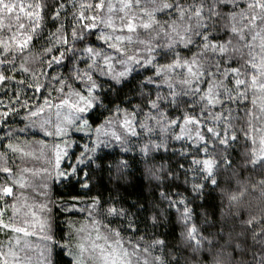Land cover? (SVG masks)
I'll list each match as a JSON object with an SVG mask.
<instances>
[{
	"label": "snow or ice",
	"instance_id": "obj_1",
	"mask_svg": "<svg viewBox=\"0 0 264 264\" xmlns=\"http://www.w3.org/2000/svg\"><path fill=\"white\" fill-rule=\"evenodd\" d=\"M0 131V264H264V0H0ZM133 152L147 206L119 195ZM73 180L87 201L53 198Z\"/></svg>",
	"mask_w": 264,
	"mask_h": 264
},
{
	"label": "trees",
	"instance_id": "obj_2",
	"mask_svg": "<svg viewBox=\"0 0 264 264\" xmlns=\"http://www.w3.org/2000/svg\"><path fill=\"white\" fill-rule=\"evenodd\" d=\"M62 71V69H61ZM43 95H47V92L44 91L43 89L41 90ZM11 94V93H10ZM33 95L32 90H28V96L31 97ZM55 95V93H53ZM36 96L38 99L31 100L30 103H42L43 102V96L41 93H36ZM5 102H7L5 98ZM247 103V106L251 108V102L250 100ZM233 108L236 107V105H232ZM26 110H21V113L19 116L13 117L14 123L13 127L16 129L23 128L24 124L26 121L22 119L23 115L25 114ZM241 115H243V106H241ZM91 118L93 120H96L99 122L102 119V116L98 112H93L91 113ZM0 134H2V131H0ZM17 135L20 136L21 139H28V140H39V139H48V137H44L41 133L28 129L24 133H19L17 132ZM71 139L75 141V143L72 145L70 152L74 155H78L80 151L83 150V145L90 143L89 138L84 134L80 132H71ZM179 144H176V147L179 148ZM239 150V149H238ZM113 152L112 149H105L104 153H111ZM104 153H100L103 155ZM163 156L164 159L161 160L160 157ZM123 158L129 159L130 161V168L128 169V176L126 181H121V188H120V193L119 195L124 198L126 201L124 206L129 207L132 203L139 201L141 204L147 206L149 201L153 198V188L152 186L155 184V181H150L147 175L145 174L144 170V164L140 160L139 156L133 152V153H128L125 154ZM169 158V153H159L157 154V160L156 163H167ZM175 158H173L174 160ZM74 162V160H73ZM68 161H65L64 167H67ZM83 167V166H81ZM93 168H95V165H92ZM87 170V169H85ZM92 184L95 185L93 188L92 194H95L97 190L103 191L105 196L109 194V191L112 189L114 182H110L109 178V173L107 169L103 171H96L93 174L92 177ZM76 193H80L81 196L85 201H87L88 196L85 194V190L81 189L78 184L75 183V180H73L71 183L65 182L63 185L56 183L53 185V198L54 199H69L70 194L75 195ZM200 203V202H198ZM205 207L212 208L215 207L216 209V215L215 218L219 220L220 218V208H219V196H218V191L216 193H209L207 197V201L204 202ZM133 212L136 211L135 208L131 209ZM199 211H202L200 209ZM83 215L79 212H76L75 214L71 215V219L73 220H82ZM141 217L146 215V213H140ZM66 214H58L57 215V220H56V230L58 233H62L64 235H67V223H66ZM116 226V225H114ZM141 231H144V226L143 224L140 225ZM149 231H156L159 233H163L165 231L169 232V239H172V233L170 229L167 228H160L156 230H151ZM125 235H130V233H125ZM4 237L3 235H0V240H3ZM65 260H67V257H64Z\"/></svg>",
	"mask_w": 264,
	"mask_h": 264
},
{
	"label": "rangeland",
	"instance_id": "obj_3",
	"mask_svg": "<svg viewBox=\"0 0 264 264\" xmlns=\"http://www.w3.org/2000/svg\"><path fill=\"white\" fill-rule=\"evenodd\" d=\"M30 129L35 130V131L41 133V132H40L38 129H36V128H30ZM41 134L43 135V133H41ZM43 136H44V135H43ZM48 139H50V140H48V141H49V143H51V142H52V138L48 137ZM33 164H34L36 167H39V166H40V162H30V163H29V166H33ZM31 239H32V241H33L34 244H35V243H40L38 237H32Z\"/></svg>",
	"mask_w": 264,
	"mask_h": 264
}]
</instances>
